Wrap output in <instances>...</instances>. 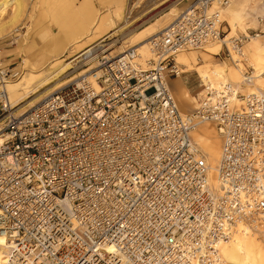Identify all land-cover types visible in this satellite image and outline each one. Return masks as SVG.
<instances>
[{"label":"built area","instance_id":"1","mask_svg":"<svg viewBox=\"0 0 264 264\" xmlns=\"http://www.w3.org/2000/svg\"><path fill=\"white\" fill-rule=\"evenodd\" d=\"M228 3L189 1L148 37L146 59L135 47L81 55L92 69L18 115L4 89L17 73L0 55L4 264H224L219 244L240 226L262 234L264 92L203 83L183 113L169 86L183 73L175 57L212 43L253 83L242 48L257 38L264 48V21L227 38ZM202 122L220 142L216 187L192 137Z\"/></svg>","mask_w":264,"mask_h":264},{"label":"rangeland","instance_id":"2","mask_svg":"<svg viewBox=\"0 0 264 264\" xmlns=\"http://www.w3.org/2000/svg\"><path fill=\"white\" fill-rule=\"evenodd\" d=\"M34 0H27L24 6V14L20 19L0 34V41L3 50H13L8 54V59L3 63L13 69V72L17 71L15 79L26 72H31V81L37 82L41 75H44L50 64V60L53 57H58L62 60L60 63L64 64L70 61V53L66 50V47L78 45L83 42H87L96 36H102L103 41L98 45L101 48L110 47L107 52L111 55L118 53L120 50H125L131 46L132 40L137 33L139 36H147L155 31L161 30L165 23L172 21L181 9L187 5L191 0H128L126 5H112V6H95V7H79V8H62V9H46V10H34ZM103 5L104 0H98ZM264 5V0H230L227 7L219 9V19L223 21V25L226 27L228 36H237L240 33L248 31V29H256L260 27L261 21H264V12L262 11L260 16L255 13L261 6ZM34 7V8H33ZM175 7L178 10L172 12L171 8ZM216 7H212L215 9ZM8 12H11L9 10ZM170 12L169 14H166ZM254 14V15H253ZM112 25H109L111 24ZM102 38V37H101ZM99 40V39H98ZM258 42L262 44L261 39L257 38ZM245 41L242 51L246 48L247 42ZM120 45L124 48H120ZM216 50L214 54H209L208 51ZM220 45L219 43H212L203 50L195 51H182L187 55H194L197 57L196 61H193L194 65H201L202 68L210 73V70H214L220 67L226 71L229 67L236 68L231 61L224 59L222 55H219ZM218 52V53H217ZM141 54V53H140ZM1 55V54H0ZM142 56V55H141ZM25 60L22 62V60ZM142 59L145 57L142 56ZM244 65L252 66L253 60L249 54H245ZM79 60L77 63L76 61ZM75 61H71L66 66L64 73L61 77L66 75V79L70 78L67 82L59 83L55 85V90L64 87L71 81H74L78 76L83 73V69L93 65L83 63L79 58ZM240 63L239 68H243ZM94 66V65H93ZM91 69V67H90ZM254 73L257 72L254 69ZM254 74V75H255ZM261 75H264L262 71ZM181 82L187 87L190 94L197 96V93L201 91L204 79L198 76L195 71H186L180 75ZM11 80V81H12ZM176 79L173 78L169 82L171 91L175 87ZM58 83L57 81L50 84L53 86ZM48 86V87H49ZM243 88L242 93L245 95L248 91H261L256 79L249 86H241ZM54 88V87H53ZM48 91L40 88L39 97L33 100L36 94H28L27 99L22 102L15 109L9 111L10 114L16 115L23 110H28L33 104L40 101ZM173 93V92H172ZM201 96H198L197 102H199ZM32 103L29 104V102ZM197 106V105H196ZM22 108V109H21ZM177 108L180 112H190L187 107H182L177 103ZM212 124L211 122H209ZM4 124L3 117H0V127ZM213 125V124H212ZM193 139L194 134L192 135ZM195 140V139H194ZM201 145V144H200ZM199 145V146H200ZM202 148V145L200 146ZM204 151V150H203ZM208 164V161H207ZM260 238V235H257ZM224 264H228L225 263Z\"/></svg>","mask_w":264,"mask_h":264},{"label":"bare ground","instance_id":"3","mask_svg":"<svg viewBox=\"0 0 264 264\" xmlns=\"http://www.w3.org/2000/svg\"><path fill=\"white\" fill-rule=\"evenodd\" d=\"M26 2L27 0H0V34L9 27L13 26V24L17 22L21 16L23 17V14L25 12L23 10ZM9 10H11V12H8ZM177 10L178 9L175 7L171 8L172 12H176ZM169 13L170 12H167L166 14ZM222 21L225 20L222 19ZM170 22L171 20L165 23L163 27L168 25ZM109 25H112V23ZM161 30L155 31L144 37L139 36L140 32L142 33L143 30L140 31L133 38L131 46L137 48L138 52L141 53V55L146 59V57L149 56V50L147 45L148 37L154 35L155 33ZM103 34L104 33H101L100 35L102 36H96V38H93L87 42H83L68 48L66 47V50H68V52L71 54L70 57L72 59L64 64H61L60 62L62 60H60L57 56L53 57L50 60L51 66L44 70L46 71V73L44 75H41L37 82L31 81L32 71L26 72L25 74L19 76L20 78L15 79V81H8L4 86V89L8 99L7 103L9 104V111L15 109L22 102H24L28 97L26 95H32L37 93V95L33 97V100H36V98L39 97L38 92L40 91V88L44 89V91H48L45 94L47 96L48 93H51L56 88L55 85L70 80V78L66 79V75L61 77V74L64 73L66 66H68L71 61L77 60L83 54H85L86 57L88 54L93 55L95 52H100L101 46L98 44L104 40ZM247 43L248 44H246L245 46L246 49L243 51V56L245 57V54L247 53L253 60V69H256L257 72H259L256 74L254 73V77L256 79V82L260 86V92H264V75H261L262 71H264V48L262 44L258 42L257 39H251ZM109 48L110 47H107L103 50L106 51ZM120 48L124 47L120 45ZM13 50L3 49L1 50L0 54L1 56L5 57L4 60H6L8 59V54ZM122 51L124 50L122 49L118 53H121ZM215 52L216 50L213 49L210 52L208 51V53L211 55ZM196 59L197 57H195L194 55H187L184 52H180L175 57V61H177V64L178 66H180L182 72H197L198 76L204 79L205 85L209 86V89H217L221 83H230L233 86V89L235 90L236 94L238 93L241 95L243 93V88L241 86H249L252 84H246L247 82H244L239 71V63L237 64V66L234 65L236 68L229 67L227 73L220 67H217L214 70H210V73L207 74V72L204 70V68L201 67V65H194L193 61H196ZM24 61L25 60L23 59L22 62ZM78 61L79 60H77L76 63ZM88 64L90 65L91 63L88 62ZM90 67L92 69L94 66L91 65L83 69V73L87 72ZM56 81L58 83L54 84L53 86H49L50 84ZM173 82L175 83V87L173 88L172 92L174 94L176 102L182 107H187L190 112L194 111L197 105L198 96H201L203 92L199 91L197 96H194L189 93L187 87L181 82V80L177 78ZM250 92L253 91L251 90ZM232 99L233 104L236 107H239L242 104L240 98L233 97ZM30 103H32V101H30L29 104ZM25 111H27V109L19 112L18 114H21ZM193 134L195 137L194 141L197 144L202 145V150H204L205 159H207L209 167L207 176L211 184L216 187L215 172L216 166L219 162L220 142L215 131V126H213L209 122H202L198 124V129ZM240 227L234 233V235H232L228 239V241L219 244L220 257L225 263L228 264H264V227L262 234L259 236L260 238H258V236H256L254 232L242 231ZM4 244V237L0 236V264H4L5 262L6 247L4 246Z\"/></svg>","mask_w":264,"mask_h":264},{"label":"crops","instance_id":"4","mask_svg":"<svg viewBox=\"0 0 264 264\" xmlns=\"http://www.w3.org/2000/svg\"><path fill=\"white\" fill-rule=\"evenodd\" d=\"M128 0H104L103 5L98 0H34V10L46 9H62V8H79V7H95V6H112V5H126ZM33 7V8H34ZM255 12L260 16L264 12V5ZM260 14V15H259ZM254 15V14H253Z\"/></svg>","mask_w":264,"mask_h":264}]
</instances>
